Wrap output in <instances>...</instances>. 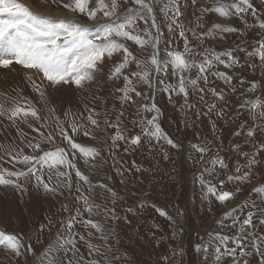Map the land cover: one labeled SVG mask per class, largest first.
Segmentation results:
<instances>
[{"label": "rangeland", "instance_id": "rangeland-1", "mask_svg": "<svg viewBox=\"0 0 264 264\" xmlns=\"http://www.w3.org/2000/svg\"><path fill=\"white\" fill-rule=\"evenodd\" d=\"M21 2L33 4L34 12L53 17L61 12L62 17L69 18L67 9L52 5L50 0ZM105 2L110 4L111 0ZM166 2L167 0H162L161 4L153 5L156 23L163 33L159 44L160 58H164L169 49H184V40L179 37V30L173 26L174 31L169 32L167 25L170 21L159 10ZM252 2L258 9L257 17L264 18V6H261L260 0ZM233 3L234 0H198L197 5H193L191 0H182L184 14L180 23L186 30L190 45L196 49L189 59L199 61L202 58L199 53L205 51L209 54L220 53L238 47L247 50L233 53L239 58L241 67L227 68L223 64L214 63L208 74L209 83L205 85L201 81L198 85L205 89L204 99L201 101L196 89L189 88L188 105L183 96L174 95L169 100L164 89L169 84L175 86L178 79L163 72L157 74L163 79V84L153 78L151 93L146 86L138 85L137 89L144 95L134 96L135 103L121 104L120 94L115 89L122 87V79L113 82L106 76L100 78L98 75L84 89L64 86L56 90L47 87L45 81L42 85L44 96L41 97L33 90L29 80L31 77L40 83L34 71L22 69L18 65H13L12 70L0 69V104L7 109L16 106L34 107L48 120L49 126L41 127L31 117L28 118L29 122L40 128L45 136L57 127L53 114L49 111L54 110L55 115L60 118V125L76 142L85 147H95L100 152L95 160L88 157V163L79 158V153H75L76 166L88 177V182L78 180L74 170H67L70 171L72 187L69 190L65 181V186L58 189L55 195L37 190L33 187V182L21 181L25 183V191L0 185V232L22 236V243L25 246L31 243L34 249V254L21 249L22 254L17 257L11 250L0 246V264H40L41 254L55 242L61 222L76 216L78 211V221L92 220L100 225V230H97L86 223L77 222L73 229L78 234L75 239L79 253L85 258L84 264L92 259L99 260L100 264H217L214 252L216 234L233 236L236 232L235 228L222 227L220 222L230 224L231 220L226 219L224 214L245 205H255L252 208L256 213V227L253 231L258 237L264 236V227L259 223L264 219L261 214L264 211V193L257 194L253 191L258 186L264 187V165L260 163L264 161V152L259 151L260 142L264 141V128L257 127L264 124V121L254 117L250 109L251 101L259 100L264 105V69L260 68V62L255 56L247 55V52H252L257 46V40L264 34V30L253 26L255 18L250 14L237 18L234 14L220 17L218 13L201 12V8L205 6H223L229 13H234L231 7ZM125 7L134 5L129 0L127 5L118 8V14H123ZM245 18L248 28L242 23ZM150 25L149 21L146 24L138 20L136 34L144 36L143 29ZM224 27H237L240 32H223ZM188 29L194 30L196 35L193 36ZM201 33L204 35L201 36ZM168 39H171V44L165 43ZM122 42L128 44L137 59L148 60L152 54L150 46L141 52L131 41ZM120 58L116 57L117 60ZM253 63L256 65L255 71L247 67ZM111 67L112 62L109 61L104 70ZM135 69L136 65L132 64L130 70ZM212 72L224 73L233 79L230 84H226L222 77L211 75ZM186 75L195 78L196 70L193 69ZM241 78L244 80L243 85L240 83ZM252 81H255L254 90H250ZM210 88L223 93L225 100L215 98ZM232 88H235V92L231 91ZM153 104L160 110L157 123L161 138L149 141L142 130L149 127L147 120L156 115L150 110ZM213 104L217 107L210 111ZM141 105H146L149 110ZM225 106L224 116L218 118L216 111ZM91 108L100 114L99 117H94L100 121L99 129L88 125L97 139L85 137L83 129L79 134H73L68 125L73 121L88 124L87 109ZM262 110L264 108H257L255 112ZM121 112L123 116L118 121L117 117ZM106 116L113 124L119 123V129L106 127ZM22 119L20 117L16 120L20 129L18 132L12 121L0 117V144L12 145L17 150L23 149L24 154H33L26 144L30 140L41 139V136L22 123ZM249 128L255 133L253 137L246 135ZM118 131H123L129 142L119 141V147L110 154L107 149L112 143L111 136ZM136 135L141 136L142 143L132 145L130 138ZM169 139L173 141L172 145L167 143ZM194 144L206 149L203 156L192 147ZM57 146L65 147L69 152V159L73 158L72 150L66 142H62L58 133L51 144L43 142L45 150H54ZM234 146H239V150H234ZM240 152L248 153L250 157L255 153L258 161L247 181L235 178L247 170L245 158ZM216 157L223 159L227 168L221 169L218 163L214 164ZM5 160L10 158L5 157ZM0 165L9 171L26 170L27 167L4 161H0ZM237 167L240 168L239 173L236 172ZM60 171L66 170L60 168ZM48 175L45 171L46 180ZM229 177L233 178L230 180ZM221 180L224 181L223 186L220 185ZM59 182L53 173L51 184ZM209 185L215 186L218 192L222 187L223 190L231 191L232 198L225 203L216 201L215 196L207 192ZM77 187L80 188L79 192L76 191ZM81 194L88 197L89 203L94 206L92 213L84 211V202L79 199ZM62 206H66L67 210ZM158 209L166 215H161ZM113 211L117 219L112 218ZM246 211L247 208L245 214ZM236 214L242 216L240 212ZM49 220L53 225L51 231L45 230L38 241L39 225L47 224ZM81 236L83 239H80ZM251 239L246 241L248 254L243 258L237 255L239 264H244L245 260L248 264H260V256L250 246ZM198 243L209 246L208 251L197 253L193 246ZM258 243L264 251V241ZM89 245L93 246L92 254L89 253ZM97 248L103 253L102 256L95 253ZM53 255H56L55 250ZM50 259L51 256L46 258L45 264ZM226 261L231 264V258H224L219 264H225Z\"/></svg>", "mask_w": 264, "mask_h": 264}, {"label": "snow or ice", "instance_id": "snow-or-ice-1", "mask_svg": "<svg viewBox=\"0 0 264 264\" xmlns=\"http://www.w3.org/2000/svg\"><path fill=\"white\" fill-rule=\"evenodd\" d=\"M128 2L129 0H119V2L118 0H111L109 4L105 0H68V2H65V0H50L52 5L62 6L74 14L72 18H65L34 12L29 5L21 2V0H0V69L12 70L13 65H18L22 69L34 71L40 83L29 77L31 86L36 93L43 97L42 85L45 81L47 82V87L54 90L64 86L84 89L87 84L95 81L98 75H103L105 65L111 61L112 67L108 74V80L115 82L122 79V87H116L115 89L120 94L119 100L121 104L135 103L134 96L141 97L144 95L142 91L137 89L138 85L146 86L151 93L153 78L163 84V79L157 76V74L163 72L165 75H171L178 79V83L175 86L169 84L164 89L168 93L169 100L171 101L174 95L183 96L185 104L188 105L189 88L196 89L201 101L204 99L203 93L205 89L198 87V85L201 81L205 85L209 83L208 74L214 63L223 64L227 68L241 67L239 58L233 53L234 51L246 52L247 50L244 47H238L235 50L228 49L220 53L212 52L211 54L205 51L199 53V56L202 57L199 61L195 58L189 59L196 52V49L190 45L186 30L183 24L180 23L184 14L182 0H167L159 10L170 21L167 25L169 32L174 31L173 26L179 30L178 35L184 40V49L183 51L169 49L166 51L165 57L160 58L159 44L163 33L160 32L159 25L156 23L153 5L161 4L162 0H131L134 7H125L123 14H118V8L127 5ZM191 2L193 5H197L198 0H191ZM260 3L261 6H264V0H260ZM231 7L234 9V13H229L223 6L215 8L205 6L201 8V12L218 13L220 17L234 14L237 18L242 17L244 14H250L255 18L253 26L264 30V18L257 17L258 9L254 6L252 0H234ZM101 13L102 16H100ZM200 18L202 19L203 17ZM149 19L152 22L149 27L143 29L144 36L136 34V22L142 20L147 24ZM84 20H87V23ZM242 23L245 28L249 27L246 18ZM151 29H155V33ZM187 31H192L193 36L196 35L192 29ZM222 31L237 33L240 32V29L237 27H224ZM203 35L201 33V36ZM122 41H131L138 46L141 52L147 46H150L153 50L150 58L148 60L137 59V56L130 51L128 44ZM165 43L171 44V39L166 40ZM247 55L250 57L255 56L260 62V68L264 69V34L257 40V46L254 50L247 52ZM117 56L121 58L117 60ZM224 57L227 59H224ZM132 64L136 65L135 70H130ZM247 67L253 71L256 70L254 63L247 65ZM193 69L196 70L195 78L191 75H186ZM211 75L222 77L226 84H230L233 79L232 76L220 72H212ZM240 83L241 85L244 84L242 78ZM254 89L255 81H252L250 90ZM209 90L215 98L225 100L223 93H217L214 88ZM231 91L235 92V88H232ZM189 106L195 107V105ZM85 107L87 108V105ZM141 107L149 110L146 105H141ZM216 107V104L211 105L210 111H214ZM257 108H264V105L259 100L251 101L250 109L253 116L264 121V110L257 113L255 112ZM87 110L89 111L87 116L88 124H77L73 121L68 127L71 128L73 134H79L81 129H83L85 137L97 139L88 125L90 124L93 128L99 129L100 121L94 117H99L100 114L94 108ZM150 110L155 112L156 115L147 120L149 127L142 130L149 141L161 138L160 126L157 123L160 110L157 109L155 104L152 105ZM49 111L52 112L57 127L49 131L47 136H45L44 133L40 132V128L29 122L28 118L31 117L41 127L49 126L48 120L42 117L34 107L24 108L16 106L7 109L0 104V117H6L12 121L13 127H17L18 132L20 129L16 124V120L23 117L21 122L27 124L33 131L40 133L41 136V139L30 140L26 144L33 154H24L23 149L17 150L12 145L5 146L0 144V161L5 163L14 162L15 164L27 166L26 170L9 171L0 165V185L11 186L18 191H25V183L21 181L33 182V187L37 190H43L46 194L55 195L58 189L65 186V181H67L69 190L72 187L70 171L67 170H74L78 180L88 182V177L84 176L77 168V158L74 154L79 153V158H83L85 163H88V157L95 160L99 157L100 152L95 147H85L76 142L60 125V118L55 115L54 110L50 109ZM225 111L226 106L221 107L219 111H216V116L222 118ZM65 115H68V113ZM122 116L123 112L119 113L117 120L119 121ZM104 124L106 127L119 129V123L113 124L107 116L104 119ZM185 126L187 127V124ZM257 127L264 128V124L257 125ZM57 133L62 142H66L68 148L72 150V159H69V152L65 147L57 146L54 150H45L43 148V142L46 141L51 144L55 140ZM246 135L253 137L255 133L249 128ZM119 141L129 142L123 131H118L117 134L111 136L112 143L107 149L110 154L113 153L115 148L119 147ZM130 143L132 145L141 144V136H132ZM167 143L172 145L173 141L169 139ZM192 147L201 156L206 151L201 145L194 144ZM125 150L127 151V149ZM234 150H239V146H234ZM259 151L264 152V141L260 142ZM240 155L245 158L247 170L235 178L247 181L252 176V168L258 163L257 157L255 153L251 157L244 152H240ZM5 157H9L10 160L6 161ZM165 159H167V156H165ZM213 163H218L221 169L227 168V164L220 157H216ZM260 163L264 165V161H260ZM60 168H64L66 171H60ZM45 171L49 173L47 180L45 179ZM236 172H240L239 167L236 168ZM53 173L60 180L56 185L51 184ZM60 178L64 179L61 180ZM232 178L229 177L230 180ZM220 185H224L223 180L220 181ZM76 191L79 192L80 188L77 187ZM253 191L257 194L264 193V187L258 186ZM207 192L215 196L216 201L220 203L229 201L233 196L231 191L223 190L222 187L218 192L217 188L212 185L208 186ZM79 199L84 202V211L89 213L94 211V206L89 203L88 197L81 194ZM62 207L67 210L66 206ZM254 207L255 205L251 207L245 205L244 207L234 208L224 214L226 219L231 220V223L225 225L220 222L222 227L235 228L236 232L233 236L216 234L214 252L217 264L224 258H231V264H239L237 255L239 254V257L243 258L248 254L246 241L249 238H252L251 248L255 249L261 258L260 264H264V251L261 250L262 246L258 243V241H264V236L258 237L253 231L256 227L254 223L256 213L252 210ZM245 208H247L246 214ZM158 211L160 210L158 209ZM237 212H240L242 216L237 215ZM160 214L166 215L163 211H160ZM261 214L264 215V211ZM78 217L79 211L76 216L71 217L68 221L61 222L60 228L57 229V238L41 254L40 264H45V260L49 256H51V259L48 260V264H84L85 258L79 253L75 239L78 234L73 229L77 222L86 223L97 230H100V225L92 220L86 222L78 221ZM112 218L117 219L114 211L112 212ZM259 223L264 227V219H261ZM52 227L50 220L47 224L41 223L37 230L38 241L45 230L50 232ZM80 239H83V237L81 236ZM22 241V236L18 237L14 234L0 232V246L11 250L17 257L22 254L21 249H24L28 254H34L32 244L29 243L25 246ZM230 244L231 246H229ZM193 247L197 253L201 251L206 253L209 248V246L202 243H198ZM54 250L56 255H53ZM94 251L97 255H103L98 248ZM92 252L93 246L89 245V253L92 254ZM88 264H100V261L92 259L88 261ZM225 264H227V261ZM244 264H248V262L245 260Z\"/></svg>", "mask_w": 264, "mask_h": 264}, {"label": "bare ground", "instance_id": "bare-ground-1", "mask_svg": "<svg viewBox=\"0 0 264 264\" xmlns=\"http://www.w3.org/2000/svg\"><path fill=\"white\" fill-rule=\"evenodd\" d=\"M26 4L27 5H29L30 7H31V9L34 11V7L32 6L33 4H31L30 2H26ZM44 12V11H43ZM47 13V12H46ZM49 14V13H48ZM56 15H57V12H56ZM60 15V17H62L63 16V14L61 13V12H58V15L57 16H59ZM56 16V17H57ZM73 16V14H71V17Z\"/></svg>", "mask_w": 264, "mask_h": 264}, {"label": "trees", "instance_id": "trees-1", "mask_svg": "<svg viewBox=\"0 0 264 264\" xmlns=\"http://www.w3.org/2000/svg\"><path fill=\"white\" fill-rule=\"evenodd\" d=\"M105 75H107V73Z\"/></svg>", "mask_w": 264, "mask_h": 264}]
</instances>
